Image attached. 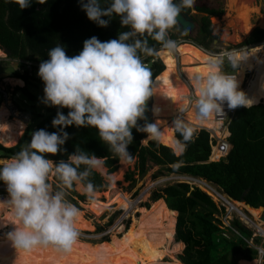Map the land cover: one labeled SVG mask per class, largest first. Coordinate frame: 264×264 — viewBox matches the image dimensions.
Segmentation results:
<instances>
[{
	"label": "trees",
	"instance_id": "trees-1",
	"mask_svg": "<svg viewBox=\"0 0 264 264\" xmlns=\"http://www.w3.org/2000/svg\"><path fill=\"white\" fill-rule=\"evenodd\" d=\"M217 1V5H197L182 9L183 12L189 14L192 13V10L206 14L196 31L187 33L178 29L176 25L174 30L169 33L171 39L185 41L179 44L175 51L180 56L181 70L188 79V73L191 72L192 75L193 70H198L199 73L206 70L205 58L210 53L201 47L216 51L212 46L216 36L212 34L210 18L211 16H221L224 13V0ZM262 1V11L264 12V0ZM80 3L81 0H46L44 4L33 2L30 7L20 9L18 4L13 3L12 0H0L1 49L11 59L41 63L48 59L49 49L57 44L63 46L67 56H73L82 50L83 42L86 39L95 36L99 41L105 42L117 39L120 32L128 30L122 27L120 16L117 14H113L112 17H102L108 21L106 27L97 25L88 19ZM101 6L104 8L110 6V0H102ZM263 42L264 28L256 27L242 42V45H258ZM149 45L154 46L157 50L161 48L160 44L151 39H149ZM158 54L164 63L158 58V55L142 57V60L144 64L150 66L152 80L155 78L153 85L157 88V91L152 95L153 123L160 120L161 126L166 127V124L171 126L173 119L178 116L180 102H176L171 94L167 95L165 101H160L161 87L170 80L177 81L178 75L175 73L174 67L171 66V62L174 61L172 53L159 51ZM260 63L259 67L264 71V57ZM15 76L26 82L25 87L17 86L16 89L22 91L30 100H37V95L28 88L32 76L18 71ZM242 85H239V89ZM245 94L253 101L252 106L235 109L228 124L230 132L228 140L231 149L219 161L209 160L212 148L210 133L206 129L197 131L193 140L188 143L186 150L180 155H175L170 144L176 138V134L171 133L165 143L157 144L148 141L147 144H144L142 140L146 139L147 134L137 132L133 128V141L128 145V151L134 158H138L136 167L140 175L146 174L148 162L151 161L161 166L154 174L155 178L163 175V171L187 174L213 183L231 200L242 201L244 199L246 204L251 207H264V104L259 102L260 99H264V91L252 84ZM185 102L186 100L181 103L185 104ZM155 109L159 110L158 114H154ZM58 110L65 115L69 111L67 108L49 106L48 114L42 117L32 131L27 129L18 144L6 147L0 143V156L11 158L22 146L30 142L31 134L36 130L44 129L49 133L58 132V128L52 126V120L56 117ZM145 118L149 122L146 111ZM190 119L195 123L193 113ZM144 123L145 120H138V125L142 126ZM64 131L69 134V139L62 146L64 151L55 155L46 154V158L51 159L54 163L61 159L66 161L67 156L73 154L78 148L89 155L94 154L103 158L109 172H114L118 168L119 159L99 139L97 129L72 125L66 127ZM26 140L27 142L24 143ZM177 162H179V167H174ZM127 178L135 180L133 173H129ZM89 179L94 184L96 191H104L108 187V182L97 171L93 172ZM0 183L3 182L0 181ZM74 196L81 200L86 199L85 195L78 194L76 190L69 191L67 198L73 200ZM159 199H163L167 206L177 213L174 233L169 236V239L177 247L176 254L184 249L178 256L174 254L175 261L172 262L181 264H257V246L264 247L262 237L253 236V230L238 218H234L230 225L226 226L221 218L227 213L226 206L219 205L211 195L200 187L180 181L166 183L152 193L154 202ZM112 204L113 201L109 199L105 201L93 200L88 202L85 208L89 211H98L99 206H102L103 214ZM12 219L10 210L4 212L0 218V231L14 230L15 225L12 223ZM142 219L138 221L131 233L132 244L137 245L139 240L142 241L136 250L145 262L152 257L161 258L162 253H160L159 246L166 249L167 247L164 245L167 238L156 235L157 240H155V230L152 229L149 216L145 215ZM113 220L111 218L107 224H111ZM145 221L147 222L144 223ZM251 240L252 242H250ZM99 245L100 243H94L92 249H97ZM36 250L39 251L37 259L18 261L17 264H41L36 262L43 259L45 252ZM26 253L30 252L26 251ZM72 255L76 260L75 264H97L88 251L73 250Z\"/></svg>",
	"mask_w": 264,
	"mask_h": 264
},
{
	"label": "clouds",
	"instance_id": "clouds-1",
	"mask_svg": "<svg viewBox=\"0 0 264 264\" xmlns=\"http://www.w3.org/2000/svg\"><path fill=\"white\" fill-rule=\"evenodd\" d=\"M20 9L33 2L46 0H12ZM195 0H81L80 6L89 20L101 27L108 21L102 17L120 16L122 27L117 39L105 42L95 36L83 42L82 50L67 56L63 46L50 48L48 59L39 64L37 75L44 83L42 102L48 106L67 108V115L57 111L52 126L58 132L39 129L31 140L10 159L0 160V181L9 195L0 206L10 210L13 231L7 234L17 250L31 251L52 247L69 253L77 243V223L80 210L67 195L78 190L90 201L96 198V188L89 177L103 165V158L78 149L67 160L53 162L46 154L63 152L69 139L64 131L68 126L94 127L99 139L107 145L121 163L131 164L128 151L132 143V129L146 133V139L164 143L169 131L176 134L170 144L173 154H182L196 132L197 125L222 118L227 109L249 108L253 101L239 89L237 79L240 64L247 58L245 49L222 50L205 58L206 70L189 74L194 98L190 104L195 124L185 116H176L171 126L146 121V102L157 88L152 73L142 57L157 55L159 51L172 53L177 42L169 33L177 24L182 9L191 8ZM149 39L160 44L157 50ZM159 110L155 109L154 114ZM138 120H145L141 126ZM142 140V142L144 141ZM174 167H179L177 162ZM53 177L55 182H53ZM111 179V177H107Z\"/></svg>",
	"mask_w": 264,
	"mask_h": 264
},
{
	"label": "rangeland",
	"instance_id": "rangeland-1",
	"mask_svg": "<svg viewBox=\"0 0 264 264\" xmlns=\"http://www.w3.org/2000/svg\"><path fill=\"white\" fill-rule=\"evenodd\" d=\"M217 2H218L217 0H195L192 7H196L197 5L212 6V5H217ZM228 3H230V0H224V13L221 16H211L210 18L211 23H212V34L216 36L215 39L218 40V42L215 44L214 43L215 39H213L212 46L215 45V48H221L223 46L221 44V41L225 43V48L241 47L243 46L242 42L251 34V32L256 27L263 28L258 24L260 18L264 16V12L262 11V8H263L262 0H237L238 5H236L235 8H233L234 10L231 8L230 4ZM241 4L248 5V9L246 10L249 12V16H250L249 18L250 28L247 34H244L246 27L245 25H243L244 22L241 20L242 15L243 16L245 15V13L243 12L245 10L239 8ZM192 13L198 15V11L196 10H192ZM213 18H215V20ZM176 42L178 46L179 42L181 44V43H184L185 41L180 40ZM263 44L264 43H262L261 45L260 44L254 45V46H251V48L252 49H254L255 47L260 48V46H263ZM251 48L250 50H252ZM202 49L210 54H212L211 52H213L210 49H206L203 47ZM221 49H224V48H221ZM4 53H5L4 55L0 56V77L1 79L3 80V77L6 79L8 78L10 80V84H12L14 87L15 86L25 87L26 85L25 81L23 85H19V84L12 83L11 79L19 78L15 76V73L17 71L21 72L22 70H24L22 68H24L25 65L24 66L20 65L21 63H24V62H20V61H26V60L11 59L8 57L5 51ZM260 62L261 61L259 60V62L251 68V71H247L245 75L244 83H243L244 85L242 86V89H241L244 93L249 89V87L252 84H255L256 86H258L264 91V71L259 67L261 66ZM39 64H40L39 62H36L37 69H35L34 71V77H31L30 82L28 83L29 90L32 93L37 95L38 97L37 100L35 101L30 100L27 96L23 94L22 91H18L16 89L17 93L19 92V97L16 99L17 105L23 108L22 111L28 113L31 117L30 121L28 122L29 128H27V126L25 128L26 130L29 129L30 131H32L36 127V125L40 122L42 117L48 114V107H49L48 105L42 102V98L44 96V92H43L44 83L40 79V77L37 75ZM171 64H172L171 66L174 67L175 73H177L178 75L177 81H180L179 80L180 75H183V77H185L184 79L186 80V82L183 83L184 88H183L182 95H180L179 97H175V98L180 101L185 100V99L190 101V99H192V94H193L192 89H191L192 87L190 86L189 79L186 77V75L181 70L180 58L179 60L176 59V61L174 59V61L171 62ZM241 64L239 68L241 67ZM145 66L150 70L149 68L150 66L148 64ZM1 73L3 74L1 75ZM192 73H193L192 75H195L196 73H199V72L198 70H193ZM188 74H191V72ZM161 89H162L163 94L162 96L159 97V100H165L166 91L164 90V85L161 87ZM24 100H26V102ZM152 102H153V96H151L146 102V112H147L150 123H153L154 121L153 115L151 112ZM259 102L264 103V99L263 100L260 99ZM1 106L2 104L0 105V109H1ZM5 108L7 109L6 106ZM200 128L202 129V127H197V131L201 130ZM26 130L22 132L18 142L23 137V135L26 133ZM171 133L172 132L169 131V134L167 135L165 142L170 137ZM218 134H220V132ZM18 142L16 144H18ZM26 142L27 140L24 143ZM143 143L147 144L148 140H144ZM6 147H9V146H6ZM0 158L1 159L4 158L5 160L10 159V157H2V156H0ZM137 161H138L137 157L133 159V162L131 164H124L119 161L118 168L114 172H109V169L105 165L104 159H103V165L97 172H99L104 177V179L108 182V187L104 191H96L95 200L105 201L109 199L113 201V204L103 214L101 211V209H103L102 206H99L98 211H89L88 209L85 208V205L88 202H90V200L87 197L85 200H81L77 196H74L73 200L67 198L79 210L84 211L85 216L91 219L95 226V229L93 231L86 230L83 232V233H86L85 236H82L79 238L87 241V247L85 250H83V252L88 251L89 253H91V256L94 258L97 264H98L97 262L98 260L96 258V252L99 247L97 249H92L94 243L101 244L102 242H107L112 252H115L120 249H127V247L137 249V246L142 244V241L139 240L137 245H133L132 240H131V233L135 229L138 221L143 220L142 218L145 215H148L149 219L151 220L150 222H151V226L153 227L152 229L155 230V240H157V237L159 236H165L167 238V242L165 241V245H164L167 248L165 249L162 246H159L160 247L159 249L161 250L160 253H162L161 258L152 257L150 260L157 259L160 262H167L169 260L170 262H172V261H175L174 254L178 256V254H180L184 249L183 248L180 253L176 254L177 247L174 245L173 241L169 239L170 238L169 236L172 235V233H174L177 213L173 211L172 209H170L163 199H159L156 202L152 200L153 191L160 187H163V185H165L166 183H170V181L174 180L173 177L176 176L177 174L163 171L164 172L163 175L159 176L158 178H155L154 174L161 168V166L156 165L155 163L149 161L148 167H147L148 170L146 174L141 176L139 173V170L136 167ZM129 173H133V177L135 179L134 181L127 178V175ZM107 177H111V179L109 180L107 179ZM53 182H54V178H53ZM76 191L78 194L84 195L80 191L78 190ZM123 195H126L125 202L128 203V206L133 205V208L130 210V212H128L129 214L127 213L128 215L126 216L124 222H120V218L122 215H124L125 210L124 209L120 210L121 208L118 207V201ZM6 196H7V199H9V195L7 194ZM215 201L219 205L222 204V202L218 200H215ZM135 203L136 205H134ZM225 206L227 208L226 209L227 213L225 215H222L221 218L226 226L230 225L231 220H233L234 218H238L253 230L254 232L253 236H261L262 243L264 242V235L260 233L253 224L249 223V221H245L241 217V215H239L237 211L231 209L228 203H226ZM139 207H146V210L144 212L139 211L138 210ZM118 211L120 212L118 213ZM244 212L248 215L249 218H251L252 220H256V218L247 209H244ZM262 214H263V208L261 209V212L259 214L260 219L256 221L258 223L261 222V224H263L262 226L264 227V222L261 221ZM111 218H113L114 220L112 221L111 224L108 225L107 223L110 221ZM147 221H145L144 223H146ZM117 222H120L121 226L123 225V227L126 225V229L124 228L121 233L115 236L114 234H112V230L117 224ZM7 230L13 231L12 229H7ZM104 238H108L110 240L108 241V240H105ZM250 242H252V240ZM37 249L42 250L44 252H45V249L48 251V253L45 254L42 260L36 262V263H41V264L42 263L43 264H75L76 260L74 259L72 255V251L77 250V251L82 252V250L77 249V247L76 249L74 247L72 251L69 253H63V252L57 251L56 249L52 247L37 248ZM164 249L165 251H163ZM25 252L26 251L24 250H17L15 247L13 249V254L17 253L18 255V253H25ZM29 252L30 254L37 255L36 259L38 258L39 251L35 249ZM10 259H12V257H4V255H0V264H17L18 263L16 259L14 261L13 259L12 260ZM256 259H259V256ZM150 260H148L147 262H149Z\"/></svg>",
	"mask_w": 264,
	"mask_h": 264
},
{
	"label": "bare ground",
	"instance_id": "bare-ground-1",
	"mask_svg": "<svg viewBox=\"0 0 264 264\" xmlns=\"http://www.w3.org/2000/svg\"><path fill=\"white\" fill-rule=\"evenodd\" d=\"M228 4H230L232 9L235 8L236 5H238L237 0H230V3H228ZM239 8L245 10V11H243L245 13V15L243 16L241 14L242 15L241 20L244 22L243 25H245V27H246L244 34H247L249 32V28H250V25H249L250 16H249V12L246 10V9H248V5L247 4H241L239 6ZM213 19L215 20V18H213ZM258 24L264 28V16H262L260 18ZM249 50H250V48H249ZM4 54H5L4 51L0 48V56H2ZM172 54H173V57L176 61L177 54L175 53V51L172 52ZM262 57H264V44H263V46H260V48L255 47L254 49H252L248 52L247 58L242 62L241 67L238 70L237 79L239 80V85H242L244 83V79H245V75H246L247 71H251V68L254 65H256L259 62V60L261 61ZM22 80L12 78L11 82L14 84L23 85L24 80L23 81ZM179 80L180 81L170 80L164 84V90L166 91L165 100L167 99V95L171 94L173 96V99L176 102H180L179 107H182L185 109V116L192 123H194L190 119V116L193 113L191 110L190 104L194 98L195 93H194L193 89L191 88L192 92H193L192 99H190V101L185 99V100H187L185 102V104L181 103V102H184V100H181V101L177 100L175 97H179L180 95H182L183 88H184L183 83L186 82L183 75H180ZM162 94L163 93L160 92V96H162ZM165 100H160V101H165ZM7 115H8V111L5 108V106L3 105L0 109V142L4 146L10 147V146H14L18 142L22 132L25 130V128L27 126V123L23 119L18 118V117H15L14 119H8ZM178 115H181V113L179 112ZM219 125H220V123L217 121V119H214L213 121L204 123L202 125H197V127H207V128H211V129H218ZM0 160H5V159L0 158ZM225 197L230 202L229 206L232 207L233 210L237 211L239 213V215H241V217L245 221H249V223L253 224L258 229V231H261V233L264 235V227L262 226L263 224H261L260 221H259L260 223H258L256 221V220L260 219L259 214H260L261 209H262L261 207L254 208V207H251L249 205L242 204L239 201L231 200L226 195H225ZM7 200H8L7 196L0 198V201H7ZM125 201H126V195H123L120 198V200L118 201V207L121 208L120 210H122V209L125 210V213L122 216L128 215L129 214L128 212H130V210L133 208V205L128 206V203H126ZM134 205H136V203ZM244 209H247L256 218V220H252L251 218H249L248 215L244 212ZM6 210L7 209L5 207L0 206V218H1V215ZM138 210L144 212L146 210V207H139ZM80 213H81V215H80L79 221L77 223V230L79 232V236H78L77 243L74 246L83 251L87 247V241L82 240L79 237L85 236L86 233H83V232L86 230L87 231H93L95 229V226H94L92 220L85 216L84 211L80 210ZM123 229H124L123 225L121 226L120 222H117V224L115 225V227L112 230V234H114L116 236L117 234L121 233ZM9 232H11V231L7 230V229L0 231V255H4V257H12L13 261L15 259L17 261H34L37 257V255H35V254H30V253L28 254L26 252L25 253H18V255H17V253L13 254L14 247L12 245V242L8 239V236H7V234ZM119 246H120V244H119ZM96 258L98 260L97 261L98 264H180V263H175V262H170V261L160 262L157 259H152L149 262H145V261H142V258L136 249H133V248L120 249V250H117L115 252H112L110 250L109 244L107 242H102L100 244V246L96 252ZM12 259H10V260H12ZM259 263H260V260L257 259V264H259Z\"/></svg>",
	"mask_w": 264,
	"mask_h": 264
},
{
	"label": "built area",
	"instance_id": "built-area-1",
	"mask_svg": "<svg viewBox=\"0 0 264 264\" xmlns=\"http://www.w3.org/2000/svg\"><path fill=\"white\" fill-rule=\"evenodd\" d=\"M251 46H254V45H246V46L243 45L237 48L218 49L211 53L212 54L219 53L222 50H231V49H237V50L245 49L248 52ZM158 58L161 59L159 55H158ZM179 58L180 56L177 54V59L179 60ZM20 62H24V63H21L20 65H23V66L25 65V67L22 68L24 70H22L21 72L20 71L18 72L28 75L30 77L31 76L34 77V71L35 69H37L36 62H32V61H20ZM16 87L17 86L14 87L12 84H10V81L8 78L6 79L3 77V80H2L0 77V105L2 104V106L5 105L7 107V111H8L7 118L8 119H14L15 117L21 118L27 123V128H29L28 122L30 121L31 117L28 113L22 111L23 108L17 105L16 99L19 97V92L17 93ZM241 89L242 87L240 88V90ZM24 101L26 102V100ZM234 111L235 109L229 110L227 109V106L225 105V115L222 118L217 119V121L220 123L218 129H210L207 127H202V129L205 128L210 133V139H211L210 143H211V148H212L211 155L209 158L210 161H219L221 158L225 157L231 149V144L228 140V137L230 135L228 124L230 122L231 116L234 113ZM219 132L220 134H218ZM173 179L174 180L172 181L188 182L191 185L200 187L201 189L206 191L209 195H211L213 199L222 202L223 205H226V203H228L225 197V194L216 185H214L213 183L205 179L190 176L187 174H177L176 176L173 177ZM7 194L8 192L6 190V185L4 183H0V198L5 197ZM126 216H121L120 222H124ZM124 228L126 229V225L124 226ZM257 249H258V256H259L260 264H264V247L260 245V246H257Z\"/></svg>",
	"mask_w": 264,
	"mask_h": 264
},
{
	"label": "water",
	"instance_id": "water-1",
	"mask_svg": "<svg viewBox=\"0 0 264 264\" xmlns=\"http://www.w3.org/2000/svg\"><path fill=\"white\" fill-rule=\"evenodd\" d=\"M205 15L206 14L203 12H198V15H197L194 13L189 14V13L183 12V10H181V12L177 16V24L176 25H177L178 29L185 31L187 33L194 32L197 29L198 24L202 23V18ZM217 42H218V40L215 39L214 43L216 44ZM221 44L223 45L221 48H225V43L221 41ZM213 48H215V45H213ZM221 48H215V49L217 50V49H221ZM239 202H241L245 205H248V204H246L244 199L242 201H239ZM228 203L230 204L229 201H228ZM261 208H263V214L261 216V221L264 222V207L262 206ZM231 209H232V207H231ZM259 232L261 233V231H259Z\"/></svg>",
	"mask_w": 264,
	"mask_h": 264
},
{
	"label": "crops",
	"instance_id": "crops-1",
	"mask_svg": "<svg viewBox=\"0 0 264 264\" xmlns=\"http://www.w3.org/2000/svg\"><path fill=\"white\" fill-rule=\"evenodd\" d=\"M1 48V47H0ZM202 48V47H201ZM3 73H1V75H2ZM14 79H20V78H14ZM20 80H22V79H20ZM23 81V80H22ZM24 82V81H23ZM47 250L45 249V254H47ZM45 256V255H44Z\"/></svg>",
	"mask_w": 264,
	"mask_h": 264
},
{
	"label": "flooded vegetation",
	"instance_id": "flooded-vegetation-1",
	"mask_svg": "<svg viewBox=\"0 0 264 264\" xmlns=\"http://www.w3.org/2000/svg\"><path fill=\"white\" fill-rule=\"evenodd\" d=\"M191 14H192V13H191ZM199 25H200V24H198V27H199ZM198 27H197V28H198ZM263 43H264V42H263ZM261 44H262V43H260V45H261ZM198 47H199V46H198ZM251 49H252V48H251ZM7 210H8V209H7ZM7 210H6V211H7ZM6 211H5V212H6ZM47 253H48V252H47ZM141 258H142V257H141ZM142 261H144L143 258H142ZM175 263H179V262H175ZM180 264H181V263H180Z\"/></svg>",
	"mask_w": 264,
	"mask_h": 264
}]
</instances>
